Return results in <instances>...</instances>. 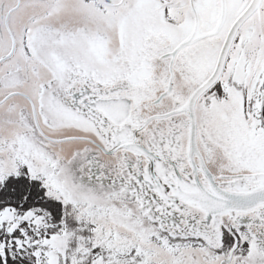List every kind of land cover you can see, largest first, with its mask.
<instances>
[{
    "label": "snow or ice",
    "instance_id": "6c2138e0",
    "mask_svg": "<svg viewBox=\"0 0 264 264\" xmlns=\"http://www.w3.org/2000/svg\"><path fill=\"white\" fill-rule=\"evenodd\" d=\"M0 264H264V0H0Z\"/></svg>",
    "mask_w": 264,
    "mask_h": 264
}]
</instances>
